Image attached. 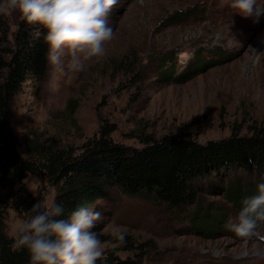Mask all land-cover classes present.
<instances>
[{
	"label": "rangeland",
	"instance_id": "rangeland-1",
	"mask_svg": "<svg viewBox=\"0 0 264 264\" xmlns=\"http://www.w3.org/2000/svg\"><path fill=\"white\" fill-rule=\"evenodd\" d=\"M230 2L120 0L107 16L115 35L106 42L104 56L72 70L62 53L59 63L48 59L42 79L23 86L10 117L20 156L29 152L37 162L47 149L77 155L105 123L115 129L114 143L133 148L149 137L185 136L205 144L225 140L232 130L241 136L254 128L264 131V15L255 21L241 17ZM257 5L264 6V0ZM185 15V21L177 20ZM20 22L18 14L0 12L2 49L12 46ZM167 53L173 60L164 64ZM168 69H173L170 81L162 75ZM175 77L187 80L175 82ZM257 181L252 170H223L196 184L203 206L227 210L228 222L239 209L223 191L229 184L247 187ZM24 184L36 202L51 204L56 190L46 180L28 175ZM99 211L106 217L95 229L101 240L110 239L111 225L127 233L132 248L117 249L121 259L142 255L143 264H264V224L245 238L226 227L201 232L189 222L187 209L175 213L117 192L100 203ZM23 220L7 211L5 234L15 240Z\"/></svg>",
	"mask_w": 264,
	"mask_h": 264
},
{
	"label": "trees",
	"instance_id": "trees-1",
	"mask_svg": "<svg viewBox=\"0 0 264 264\" xmlns=\"http://www.w3.org/2000/svg\"><path fill=\"white\" fill-rule=\"evenodd\" d=\"M186 17H174L172 21L183 22ZM44 35L38 25L21 20L12 46L0 47V264H29L27 253L17 250L15 240L4 232L7 211L26 219L25 212L36 203L24 184L28 175H38L50 183L56 190L51 203H63L66 212L79 205L99 211L100 203L117 192L163 205L175 213L187 209L189 222L201 232L224 229L227 210L215 204L203 206L196 183L223 170L256 172L258 181L254 185L229 184L223 191L230 205L239 209L241 199L264 182L263 130L254 128L247 136L232 130L225 140L205 144L185 136L158 140L149 137L141 141V147L133 148L114 143L110 134L115 129L105 123L82 144L77 155L47 149L37 162L28 158L29 152L26 157L20 156L10 117L23 86L43 77L48 62ZM172 60L173 53H167L162 63ZM167 73L162 75L170 81L173 69ZM180 79L172 80H187ZM25 145L30 147L27 140ZM126 246L119 251L131 250L132 245ZM116 253L117 250H107L96 264H143L142 255L121 259Z\"/></svg>",
	"mask_w": 264,
	"mask_h": 264
},
{
	"label": "clouds",
	"instance_id": "clouds-1",
	"mask_svg": "<svg viewBox=\"0 0 264 264\" xmlns=\"http://www.w3.org/2000/svg\"><path fill=\"white\" fill-rule=\"evenodd\" d=\"M119 4L120 0H0V12L16 13L26 24L43 30L50 63H59L63 53L70 69L82 70L88 60L105 55V44L115 35L107 16ZM230 7L254 21L264 15V6H258L257 0H231ZM25 216L17 228L15 246L27 253L29 264H96L107 250L127 244V233L118 225L110 226V239L101 240L95 229L106 217L89 205L66 212L63 203L45 205L38 200ZM261 224L264 182L241 199L239 211L225 227L245 238Z\"/></svg>",
	"mask_w": 264,
	"mask_h": 264
}]
</instances>
